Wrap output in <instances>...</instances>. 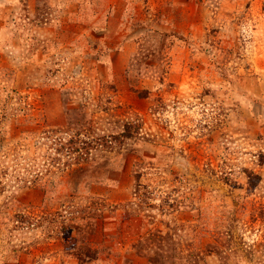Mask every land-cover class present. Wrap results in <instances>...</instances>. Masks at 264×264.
<instances>
[{"label":"rangeland","instance_id":"1","mask_svg":"<svg viewBox=\"0 0 264 264\" xmlns=\"http://www.w3.org/2000/svg\"><path fill=\"white\" fill-rule=\"evenodd\" d=\"M0 264H264V0H0Z\"/></svg>","mask_w":264,"mask_h":264},{"label":"crops","instance_id":"2","mask_svg":"<svg viewBox=\"0 0 264 264\" xmlns=\"http://www.w3.org/2000/svg\"><path fill=\"white\" fill-rule=\"evenodd\" d=\"M37 0H33V2L35 3Z\"/></svg>","mask_w":264,"mask_h":264}]
</instances>
